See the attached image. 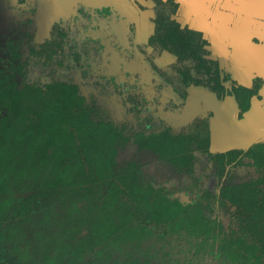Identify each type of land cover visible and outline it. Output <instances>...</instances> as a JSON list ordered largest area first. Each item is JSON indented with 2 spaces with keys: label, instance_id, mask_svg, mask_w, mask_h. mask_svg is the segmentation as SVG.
I'll return each mask as SVG.
<instances>
[{
  "label": "flooded vegetation",
  "instance_id": "obj_1",
  "mask_svg": "<svg viewBox=\"0 0 264 264\" xmlns=\"http://www.w3.org/2000/svg\"><path fill=\"white\" fill-rule=\"evenodd\" d=\"M236 3L0 0V110L16 107L10 122L17 143H29L25 171L46 177L55 172L52 160L79 159L86 170L87 160H115L142 190L156 189V199L142 205L148 207L127 200L121 215L103 216L107 200L86 201L94 209L85 211V200L62 199L68 192L55 194L46 180L33 185L45 193L24 199L29 184L2 185L0 264L217 263L205 248L165 253L166 240L175 245L186 236L183 222L210 239L264 238V200L217 199L224 187L237 188L240 199L248 189L264 190V148L252 157L246 149L256 142L234 139L263 83L257 76L247 85L231 71L243 50ZM53 121L62 127L56 137L42 125ZM250 180L257 182L243 184ZM204 196L206 209L198 211L193 206ZM247 202L255 205V233L236 232L246 223ZM177 204H191L197 215H181ZM149 239L162 244L157 253L146 251ZM263 253L223 250L221 264H264Z\"/></svg>",
  "mask_w": 264,
  "mask_h": 264
},
{
  "label": "trees",
  "instance_id": "obj_2",
  "mask_svg": "<svg viewBox=\"0 0 264 264\" xmlns=\"http://www.w3.org/2000/svg\"><path fill=\"white\" fill-rule=\"evenodd\" d=\"M2 107H0L1 109ZM16 107H7V112H10V115L3 113V111L0 110V194L2 191L5 190V187L2 185H8L11 183H26L29 184L30 190L22 193L23 199L26 198L28 195H38L39 193H45V191L42 190H34L33 185L44 183L46 180L47 183H52V186L56 187L54 190V193L62 195L63 193H67L70 195L69 197H61L62 199H75V200H85L86 201H95V200H107L105 203H103L102 207V215L103 216H110L112 214V211L118 210L119 215L122 214V211L120 210L121 203L129 200V201H139V205H134V207H139L142 210V207H148V206H142L144 205V202L146 200H155L156 198V189L155 188H149L146 190H142L140 188V179L132 172L126 170L125 165H119L118 163L115 164V160H87L88 168L86 170L83 161L76 159V160H52L50 161L52 164V167L55 172H53V175L48 176H34L31 175L29 171H25V158L23 156V153L28 151L29 143H22L18 144L16 140L15 135V127L10 122V120H13L11 118L14 117V120L17 119V113L15 114L14 110ZM71 109V108H70ZM49 115H45L43 117H47ZM72 118L70 117L69 123H72ZM79 120H73L72 128L73 130L76 128V130H79L80 135L82 131V124L78 123ZM81 122V121H80ZM43 126L47 127L45 130H48L47 135L50 137H56L57 135H60V130L62 127L60 124H56L55 121L52 123L44 124ZM69 132L71 134L73 132ZM74 133V132H73ZM75 134V133H74ZM66 136V133H64ZM73 136H71L72 138ZM49 147H54L53 143H49ZM259 147L264 148V141H259L256 143L251 144L248 146L246 151L251 152L250 155L252 157H255L254 151H260ZM55 148V147H54ZM71 155L76 153L74 149H72L71 146ZM261 152V162L264 164V154ZM27 161V160H26ZM24 162V164H23ZM95 166V168H94ZM68 168V170H67ZM52 179V180H51ZM221 179V177L219 178ZM264 181V178H262ZM257 180H250V181H244L243 184H254ZM241 183V182H240ZM62 185L65 186L64 189H62ZM129 185H136L139 189H131L128 186ZM228 185V184H226ZM60 187V188H58ZM232 193L233 196H226V194ZM244 193V192H240ZM239 192L238 189L230 190V187H224L220 188V192L217 195V199L220 200L221 203H227L231 202L230 200L237 202V200H245V201H257V200H264V190L262 191L261 195H259V192L257 191V188L248 189V195L249 197L247 199H240L238 196ZM207 197L204 196L201 199H199L198 203L193 206L196 207L198 211L203 210V207H205L207 204L205 203V199ZM56 199V198H55ZM165 201H174L172 199H169L167 197L162 198ZM230 199V200H229ZM110 200H114L112 203ZM115 200L119 201V203L116 205ZM87 204V202H86ZM126 204V203H125ZM173 204L169 205L167 204V208H170L173 211ZM176 206L180 207L181 215L183 216H189V215H197L196 213H192L188 211V208H193L191 204H177ZM254 206L252 203H244L242 204V207H245L247 209L246 212V223H239L237 226L239 227L236 232H251L255 233L258 231V226L256 223V214L254 210ZM93 207H90L88 204L86 205V209L82 210H93ZM111 210V211H110ZM92 212H87L86 215L91 214ZM262 213V212H261ZM71 214V211H70ZM93 214V213H92ZM169 214H174V212H171L169 210ZM6 215V214H5ZM202 216H205L203 214ZM27 219V218H26ZM178 227L183 230V232L186 233V236L181 239V243L178 240L175 241V245L170 242L169 240H166V247L165 253L171 254L174 248H176L180 253L185 251H190L192 249L200 250L202 248H205L207 250V257L208 259H212L213 263L215 261L217 263L215 264H221L222 260L224 259L223 250H225L226 253L229 252V250L236 251L237 249H245L246 252L249 251V249H255L259 248L264 252V238L261 237L259 239L250 238V239H244L242 237H234L232 235L228 236L227 234H224V237L220 236L219 233L212 234V239L209 238V235H200L203 229H201L197 225L192 230L191 224L188 223H181L178 225ZM192 231V233L189 237L187 236V232ZM210 232H214V229H212ZM207 236V237H206ZM177 244V245H176ZM147 248L146 251H149L152 253H157L159 249L162 248V244L157 243L156 239L150 240L145 244ZM177 246V247H176ZM218 255V257H217ZM173 256V255H172ZM261 260L264 263V253L261 256ZM155 263L152 262V264H158L160 261L158 258L154 260ZM40 264V262H38ZM226 263V262H225Z\"/></svg>",
  "mask_w": 264,
  "mask_h": 264
},
{
  "label": "water",
  "instance_id": "obj_3",
  "mask_svg": "<svg viewBox=\"0 0 264 264\" xmlns=\"http://www.w3.org/2000/svg\"><path fill=\"white\" fill-rule=\"evenodd\" d=\"M261 11H263L262 16H264V6L260 7ZM250 32L246 30L247 34L244 37L246 40L241 39L242 55L239 60L238 58L233 60L231 67L234 77L247 85L253 77L258 76L263 79L259 91L262 96L261 99H253L251 108L240 120V125L238 124L240 132L236 133L234 139L239 138L237 143L243 146L264 141V23L262 22L260 28L253 32L259 39L257 42L249 38L251 36Z\"/></svg>",
  "mask_w": 264,
  "mask_h": 264
},
{
  "label": "crops",
  "instance_id": "obj_4",
  "mask_svg": "<svg viewBox=\"0 0 264 264\" xmlns=\"http://www.w3.org/2000/svg\"><path fill=\"white\" fill-rule=\"evenodd\" d=\"M229 1V0H227ZM237 3L234 6L235 13L240 15V24L242 25V33L238 36V40L244 39L246 30L250 32V39L257 42L259 39L253 34L255 30L260 28V24L264 23V16H262L263 11L260 12V7L264 6V0H236ZM229 2H227V6ZM257 39V41L255 40ZM242 40V41H243Z\"/></svg>",
  "mask_w": 264,
  "mask_h": 264
}]
</instances>
